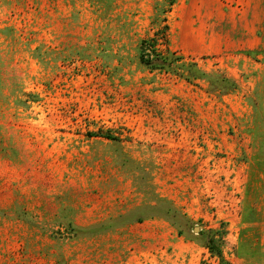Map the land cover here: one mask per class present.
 Listing matches in <instances>:
<instances>
[{
    "label": "rangeland",
    "instance_id": "374dc122",
    "mask_svg": "<svg viewBox=\"0 0 264 264\" xmlns=\"http://www.w3.org/2000/svg\"><path fill=\"white\" fill-rule=\"evenodd\" d=\"M0 264H264V0H0Z\"/></svg>",
    "mask_w": 264,
    "mask_h": 264
},
{
    "label": "trees",
    "instance_id": "16d2710c",
    "mask_svg": "<svg viewBox=\"0 0 264 264\" xmlns=\"http://www.w3.org/2000/svg\"><path fill=\"white\" fill-rule=\"evenodd\" d=\"M173 4V2L171 3V5ZM161 31L167 32L168 31V26L164 25L163 28L161 29ZM147 43V44H146ZM152 43H154V40L152 41ZM154 46H150L148 44V42L146 41H142L140 44V56H139V60L142 64H144L145 66H147L148 68H150L151 70H162V71H171V62L169 61L170 57L164 54H161L159 52H156ZM152 54V56H150L148 54V52ZM194 67V65H192ZM109 137V136H108ZM107 139L113 140L114 138L109 137ZM215 239L213 236H210L206 242V248L208 249V251L213 254V255H217L221 258V254H219L218 250H216V248H214L215 246ZM223 260V259H222Z\"/></svg>",
    "mask_w": 264,
    "mask_h": 264
},
{
    "label": "crops",
    "instance_id": "0c3cea01",
    "mask_svg": "<svg viewBox=\"0 0 264 264\" xmlns=\"http://www.w3.org/2000/svg\"><path fill=\"white\" fill-rule=\"evenodd\" d=\"M250 2L252 3V0H250ZM251 10H252V5H251Z\"/></svg>",
    "mask_w": 264,
    "mask_h": 264
}]
</instances>
